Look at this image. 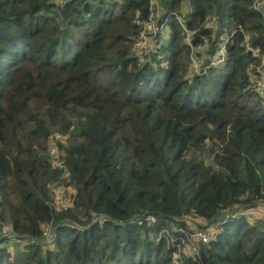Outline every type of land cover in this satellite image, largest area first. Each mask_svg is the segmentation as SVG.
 <instances>
[{
    "label": "trees",
    "instance_id": "obj_1",
    "mask_svg": "<svg viewBox=\"0 0 264 264\" xmlns=\"http://www.w3.org/2000/svg\"><path fill=\"white\" fill-rule=\"evenodd\" d=\"M261 2L155 0L161 30L139 55L151 0H0V222L37 239L0 242V264H173L157 240L170 221L264 209ZM55 131L68 135L62 166L50 161ZM58 168L75 188L60 211ZM142 213L159 220L133 224ZM198 255L183 264H264V212L229 218Z\"/></svg>",
    "mask_w": 264,
    "mask_h": 264
},
{
    "label": "built area",
    "instance_id": "obj_2",
    "mask_svg": "<svg viewBox=\"0 0 264 264\" xmlns=\"http://www.w3.org/2000/svg\"><path fill=\"white\" fill-rule=\"evenodd\" d=\"M55 2H69L72 0H54ZM262 5L261 0H255L254 6L256 9H259ZM151 15L148 20H145L143 22V29L139 36V41L137 43V50L139 55L146 54L151 48H153V45L150 42V39L152 35H157V33L161 30V28H158L156 25V20L154 18V10H155V0H151ZM213 22H210L212 24ZM193 32H189L188 39H190ZM228 38L226 39L225 43L221 46V58L218 59V61L222 62L225 57V48L226 43L228 42ZM248 41V38L246 39ZM248 49L252 50L255 55L259 56V51L257 49H253L250 47L249 43H247ZM257 83L259 84V87H257V91L260 95H264V60H263V67L258 68V77H257ZM64 137V136H63ZM50 151L54 154L55 153V147H51ZM59 165L62 166V162L59 161ZM259 212H264L263 208L259 207H242L241 208H235V210L230 211L226 213V215L219 219L218 221L214 223H203L201 222L200 218H190L185 217L183 219H179L177 222L170 221L169 224L162 228L160 235L157 240L161 239L162 237H165L168 240V246L174 248L173 252V264H183V257L189 256L192 257L194 260H197L199 257V251L200 246L202 244H206L210 241L211 234L213 231L216 230L219 226H222L223 224L227 223L229 218H236L238 216H248L252 215V217L256 216ZM93 216V223H105L106 221L111 220L106 215L92 212ZM197 220L199 219L201 222V225L197 229H192L188 225V220ZM159 220V216H156L151 213H142L138 215L137 217L133 218L131 221L133 224H143L145 222L148 223H154ZM50 226L55 229V226L52 224H49ZM67 223H63L62 226H66ZM59 226V225H58ZM72 228H76V224H71ZM53 230L51 227H47L45 231L43 232V236H45V240L42 241L43 244L50 245L51 241L54 239ZM12 241L16 242L18 244H28V243H34L37 239L33 238H24V236L18 234L16 230L12 227L11 224L6 222H0V242L2 241Z\"/></svg>",
    "mask_w": 264,
    "mask_h": 264
},
{
    "label": "rangeland",
    "instance_id": "obj_3",
    "mask_svg": "<svg viewBox=\"0 0 264 264\" xmlns=\"http://www.w3.org/2000/svg\"><path fill=\"white\" fill-rule=\"evenodd\" d=\"M119 1H121V0H119ZM188 6H189V4H188ZM156 16H158V18L160 16V6L159 5L157 6ZM164 30H165V35H166L164 42L167 43L169 40V28H168L167 24L165 25ZM226 36H227V32L224 35V39L227 38ZM218 55H219V53L216 54L214 56V58L217 57ZM193 57H194L193 63L195 65V71L194 72L197 74H201V68H202L201 65L203 64L204 60H203V58L201 59L195 55ZM219 63L220 62L215 59L212 62V65L213 66L220 65ZM254 81H256V78H254ZM258 87H259V84H258ZM59 133H60L59 131H55L53 136H52L53 139L50 141V147L54 146L55 147V153H56V154H54L50 151V153L52 155L51 156L49 153V155L51 157L50 161L53 165H56V166L59 165L60 160L64 159L63 153L61 152L60 147H59V143L65 142V140L68 138V135L66 136L63 134L64 135V137H63L62 133L61 134H59ZM65 143H63V144H65ZM60 171H61V173L59 175V179L54 181V182H51L52 194H51V198L49 199L51 205H53L56 209H58L57 211H60L63 208H69V207L73 206V196L75 193V188L72 185H68L69 176L67 175V173L65 171H62V170H60ZM63 180H65V181L63 182ZM71 224H73V223H71ZM52 225H55V224L52 223ZM188 225L192 229H197L199 227V225H201V222L199 219H197V220H190L189 219ZM6 242H3V244L8 245L11 250H15V251L19 250L20 248H22L24 246L23 244H15V243H12L11 241H6ZM8 242H10V243H8Z\"/></svg>",
    "mask_w": 264,
    "mask_h": 264
}]
</instances>
